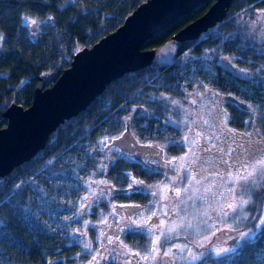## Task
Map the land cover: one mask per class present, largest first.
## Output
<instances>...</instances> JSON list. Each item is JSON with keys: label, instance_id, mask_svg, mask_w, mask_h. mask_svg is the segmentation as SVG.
<instances>
[{"label": "trees", "instance_id": "trees-1", "mask_svg": "<svg viewBox=\"0 0 264 264\" xmlns=\"http://www.w3.org/2000/svg\"><path fill=\"white\" fill-rule=\"evenodd\" d=\"M145 1L79 0L66 4L65 0H47L44 4L43 0H0V35L5 37L0 46V128L6 125L3 112L12 103L24 107L31 105L39 75L52 72L60 75L71 65L78 50L92 46L117 29ZM214 1L206 0L156 34L145 48L155 49L157 54L174 43L172 35L206 12ZM261 9H264L262 0H235L223 22L198 40L180 46L174 43L173 59L168 62L158 61L155 57L151 66L114 80L86 110L60 126L44 150L7 177L0 178L6 190L22 181L32 180L40 185L50 201L47 212L41 211V199L31 190L24 193L23 199H30L33 211L39 212V222L34 220L30 226L33 230L10 208L0 207V219L6 222L5 231L22 245L16 247L0 241V264H51L49 258L54 255L61 261L67 259L76 246L69 244L72 238L68 228L71 226L66 225V215L75 208L83 186L82 177L96 167L91 149L98 147L103 139L120 136L125 131V124L127 128L133 126L144 141L174 138L179 134L178 130L163 120V105L167 99L182 96L186 88L202 83L228 99L230 96L240 98L264 108V86L253 83L264 77V71L259 77L255 75L256 69L264 66V58L250 47H243L255 44L257 49H264V27L257 23ZM25 16L44 22L34 37L30 28L21 22V17ZM48 17L52 19L49 21ZM216 32H219V38H216ZM229 35L236 37L234 42L225 39ZM213 49L221 57H236L231 61L235 68L225 70L216 56H212L211 61L205 59L204 53L211 54ZM185 53L200 60L189 63ZM241 68L251 75V80L244 81L233 75ZM209 71L214 79L209 77ZM242 100L239 101L246 105L245 108L236 105L247 109L248 104ZM243 111L250 112L240 110ZM238 121L242 123V117ZM77 144L78 147H73ZM65 149L71 150L51 168L54 173L63 175L49 177L48 172L34 175L46 161ZM114 166L112 174L121 177L131 164L120 160ZM60 260L56 264H62ZM241 264H264V244H259L254 253L248 251Z\"/></svg>", "mask_w": 264, "mask_h": 264}, {"label": "snow or ice", "instance_id": "snow-or-ice-1", "mask_svg": "<svg viewBox=\"0 0 264 264\" xmlns=\"http://www.w3.org/2000/svg\"><path fill=\"white\" fill-rule=\"evenodd\" d=\"M76 2H79V0H65L66 4ZM43 3L46 4L47 0H43ZM21 6L23 7L24 5ZM47 19L50 21L52 17H48ZM21 22L26 28L29 24L33 26L30 29L33 37L44 23L35 19L29 20L26 16L21 17ZM257 23H260L264 27V9L260 10ZM219 35V32H216V38H219ZM225 39L229 42H234L236 37L229 35ZM4 40L5 37L0 35V46H2ZM243 47L246 49L250 47L252 51L264 58V49H257L255 44H247L243 45ZM212 56H216L220 65L225 70L235 68V65H232L231 61L237 59L236 57H220L216 49H213L211 54L204 53V57L208 61H211ZM185 58L189 63L193 60H200L199 57H189L187 53H185ZM170 59L173 58L166 57L165 62H168ZM201 64L203 65V61H201ZM261 71H264V66L256 69L255 75L259 77ZM208 75L214 79V75L210 71ZM233 75L244 81L252 79L251 75L243 68L233 72ZM23 83L24 81H21V84ZM253 83H259L264 86V77ZM201 87H204L202 83ZM196 95L201 96L202 94L196 93ZM203 95L211 97L212 103L216 104L217 107H219L220 103L224 102L222 98H219L218 93H212L210 89L205 88ZM161 99L166 98L161 97ZM196 102V100L192 101L193 104ZM171 103L173 105L178 104L175 100H172ZM232 103L238 110L251 109L253 113L256 111L253 105H248L247 109H239L234 98ZM259 115L264 119V108L260 109ZM126 119H131V117H127ZM203 123L205 125L209 124L208 120H203ZM209 126L211 127L212 125ZM125 130H127L126 124ZM228 131L231 132L230 129ZM236 135L232 133V143L236 147L228 145L226 150L216 144L212 145V148H216L218 152L222 153L219 165L216 166L217 170L209 171L201 166L200 171H195L193 165H196L200 160V157L194 151L198 145L196 139L191 140L192 147L188 149L185 156L177 158L178 163H174L173 160L167 162L177 171L176 181H186L187 186L173 187L171 185H164L161 188L160 185H154L152 187L156 191H153L151 194L156 196L157 192H160L164 199H169L167 192L169 190L173 191L178 203L170 211L178 218L173 219L169 217L168 212L158 213L157 211H152L151 215L147 218L142 213H136V219L129 216L126 221L129 232L133 234L147 232L154 235L155 238L150 241V246L146 248L145 254L143 255L140 252H132L131 249H127V246L124 245L123 248L127 249L124 253L125 255L130 253L138 257L137 264L141 260L150 262V264H175L176 260H180L182 264H209L210 261L212 264H241V260L247 256L248 251L251 250L254 253L259 244H264V139H248L243 142H237L235 139ZM247 135L251 137L252 134L248 133ZM122 136L123 133L114 139H121ZM109 139L113 138L108 137L101 140L100 143L107 146ZM184 139L187 140L188 137H184ZM216 139L219 140L220 137L217 136ZM225 143L227 142L225 141ZM78 146V144L73 145V147ZM113 149L117 152L119 151V148L115 145H113ZM70 150H62L57 156L46 161L43 167L37 170L34 175L39 176L41 172H48L49 177L63 175L54 173L51 171V168L54 163H59L61 157ZM203 151H211V148L203 149ZM189 156L192 157L191 160L187 159ZM124 158H127V156ZM223 165H227V167L221 172L219 171V167ZM105 167L106 165H102L99 170L103 171ZM120 178L128 183L129 188H133V185H135L134 191L145 192V188L142 187L144 184L143 181L137 180L134 176L130 177L128 174H121ZM213 178H216L215 181H213ZM93 184H106V181H89V188ZM28 190H31L41 199V211L47 212L50 201L46 198V194L40 188L39 184L33 183L32 180H27L15 184L6 190L3 181H0V207L7 206L12 212L16 213L17 217L23 218L26 225L30 227L34 220L38 221L39 212L33 211L31 207L32 201L30 199H23L24 193ZM92 195L98 199L106 195V192L104 189H101L99 194L93 192ZM185 195H187V200L183 199ZM83 199L88 200V197L86 196ZM181 205H183V208H181ZM112 207L115 210L116 206L113 205ZM120 207L139 208L141 206L120 205ZM144 207L147 208L148 206L145 205ZM189 207L193 209L191 214L188 212ZM180 212L184 214L180 215ZM48 215L51 216V213L48 212ZM160 216L165 217V219H159ZM153 217H157L158 222L154 221ZM241 223L245 224L244 228L240 227ZM40 226L43 227V225ZM5 227L6 222L0 219V241L16 247H22L20 242L11 233L5 231ZM30 230L33 229L30 227ZM45 231H47V228H45ZM121 231H123V228ZM220 232L236 233L234 236L228 237V239L233 241L231 246L216 244L213 241V237ZM181 233L185 235V242L173 243L171 246H167L166 250L162 251V238L165 242L174 240ZM83 234L81 233V235ZM188 236L192 237L191 241H188ZM111 242L113 241L110 239L109 243ZM88 247L89 245H85V250ZM95 259V257L92 258V260ZM89 264H92V261H89ZM126 264H132L131 260L127 261Z\"/></svg>", "mask_w": 264, "mask_h": 264}, {"label": "water", "instance_id": "water-1", "mask_svg": "<svg viewBox=\"0 0 264 264\" xmlns=\"http://www.w3.org/2000/svg\"><path fill=\"white\" fill-rule=\"evenodd\" d=\"M205 1L146 0L117 29L78 50L60 75H39L31 105L12 103L3 112L6 125L0 128V178L44 150L51 135L86 110L114 80L151 66L156 50L145 48L149 40ZM234 1L215 0L206 12L175 32L171 41L180 46L198 40L227 18Z\"/></svg>", "mask_w": 264, "mask_h": 264}, {"label": "rangeland", "instance_id": "rangeland-1", "mask_svg": "<svg viewBox=\"0 0 264 264\" xmlns=\"http://www.w3.org/2000/svg\"><path fill=\"white\" fill-rule=\"evenodd\" d=\"M32 20V19H29ZM31 29L33 26L31 24L28 25ZM175 51V44L170 43L167 47H164L159 50L156 54V59L158 61H165L166 57L172 58V55ZM221 57V55H220ZM234 65V64H232ZM237 69V68H236ZM205 88L210 89L212 93H218L219 98H224V102L219 104L217 107L216 104L212 103V98L209 96H204L203 93ZM196 93H201V96H197ZM172 100L178 102L177 105H173L171 103ZM193 100L197 102L195 104L192 103ZM239 100H242L239 98ZM244 101L248 105H253L256 108L255 113L252 112L251 109L249 113L240 112L237 107L233 106V103L225 99V96L220 93L218 90L204 85L201 87L200 85H192L183 92L182 96L179 97H171L166 100L164 106V115L163 120L175 127L178 130V135L172 139H154L145 140L147 143H156L159 148H162L164 151V158L166 160H173L174 163H178L179 157L185 156L188 152V149L192 147L191 140L196 139L198 141V145L195 147L194 151L196 155L200 157V160L196 165H193L195 171H200L201 166L208 169L209 171L217 170L216 166L219 165V160L222 153L218 152L216 148H212L213 144L218 145L219 147H223L227 150V146L231 145L232 147H236L235 144L232 143V133L237 134L235 139L237 142H243L248 139L253 140H261L264 139V119H262L259 115L260 107L252 102ZM240 109V108H239ZM242 117V123H238V118ZM203 120H208L209 124L205 125ZM226 121V125H225ZM209 125H212L211 127ZM131 132L136 138H141L137 130L132 126ZM223 129V131H221ZM231 130L229 132L228 130ZM251 133V137L247 134ZM219 136L220 139L217 140L216 137ZM184 137H188V139H184ZM142 139V138H141ZM104 140V139H103ZM225 141L227 143H225ZM112 139L108 140V144H111ZM105 145L99 144L97 149H105ZM92 148L91 152L95 149ZM211 148V151H203V149ZM115 155H117L115 153ZM106 156V154L101 155ZM111 158V157H110ZM109 158V160H110ZM113 159V158H112ZM191 160L192 157L189 156L187 158ZM207 161V163H205ZM108 161H101L96 158L95 169L89 171L86 175L82 177L84 179L82 183V190L80 191V195L78 200L75 203V208L72 212H69L66 215V225L71 226L68 228L70 234L69 244L71 246H76V249H73L69 254L67 259L61 261L57 255L50 256L51 264H56L61 261L62 264H87V262L92 261L93 256L95 255V251L99 249L101 241V235L103 234L104 228L108 226H96L100 223H108V222H116L119 219V215L112 209L111 200L105 198L104 196L100 197L98 201V205L94 208L90 207L95 204L94 200L95 196L92 195L93 192L97 193L104 189V186H109L112 181H106V184H93L91 188H89V181H101L103 180V176L109 173L110 164ZM111 163V162H110ZM102 165H106L103 171H100ZM164 169L161 172L159 178L154 179L149 182L146 191L148 193L147 196V208L142 212L143 216L147 218L151 215L152 211L160 212H168L169 217L173 219H177L170 209L178 203L175 198V193L171 190L167 192V196L169 199H164L160 192H157L156 196H153L151 193L156 191V189L152 186L160 185L161 188L164 185H171L173 187H186L187 182H179L176 181L177 171L170 166L168 163L164 165ZM227 165H223L219 167V171L223 172ZM159 172V171H158ZM152 175L153 174L149 173ZM194 174V173H193ZM100 178V179H99ZM216 178H213L215 181ZM106 189V188H105ZM104 189V190H105ZM190 194V193H189ZM89 197V201L91 202L89 205H85L84 197ZM183 199L187 200V195L183 197ZM103 200V201H101ZM123 201V200H120ZM119 201V202H120ZM152 202V203H150ZM183 208V205H181ZM188 212L191 214L193 209L191 207L188 208ZM83 213L82 215H80ZM183 212H180V215H183ZM71 217V219H69ZM163 217V216H162ZM136 219L137 217H133ZM162 219H165L163 217ZM78 221V222H77ZM241 228L245 227V224H240ZM81 233H84L81 235ZM87 233L89 235H87ZM236 233L234 232H220L217 233L215 237H213V241L216 244H223L224 246H231L228 242L231 239H228L230 236H234ZM76 235L75 238L73 236ZM148 239L146 240L143 247H136V245L132 246L130 244L127 245V249H131L132 252H140L141 255L145 254V250L148 246H150V241L154 239V235L151 233H147ZM188 241H191L192 237H187ZM109 241V238L107 239ZM185 242V235L183 233L180 234L178 238L174 240L164 241L162 238V251L166 250L167 246H171L173 243H183ZM85 245H89V247L85 250ZM125 251V250H124ZM131 254L126 256L117 257L118 264H126L127 261L130 260ZM126 259V260H125ZM167 259V258H166ZM116 263V261H115ZM212 263L211 261L209 264ZM144 264H150V262H145ZM175 264H182L180 260H176Z\"/></svg>", "mask_w": 264, "mask_h": 264}, {"label": "flooded vegetation", "instance_id": "flooded-vegetation-1", "mask_svg": "<svg viewBox=\"0 0 264 264\" xmlns=\"http://www.w3.org/2000/svg\"><path fill=\"white\" fill-rule=\"evenodd\" d=\"M225 99L232 103L226 95ZM114 138L112 139L111 144H107L105 149L102 150L99 148L92 151V155H94L95 159L98 158L103 162L108 161L110 164V167H108L109 173L103 176V181L112 182H110L111 184L109 186H104L106 188H104L106 192L104 197H108V199L112 201L111 207L115 205L116 208L114 211L119 215L117 223L108 222L96 225L108 227L103 229L106 230L103 231L101 241L99 240L98 242L100 243V246L99 249L95 251V255L93 257L96 259L92 260V264H118L116 260L117 257H128V255L124 254L127 251V249L123 248V246L126 245L125 243H127V245L130 244L131 246L133 244L140 248L144 246L146 240L148 239L147 232H138L137 234L129 232L126 221L129 216H132L133 218L136 216V213H142L146 209L144 207L147 205L148 196L146 188L150 181L159 178L161 172L165 168L164 165L168 162V160L164 158V151H161L162 148H159L156 143H147L141 138L134 137L130 126H128L127 130L123 132L121 139ZM113 145L119 148L118 152L113 149ZM149 145H151V147H149ZM115 153L117 155H115ZM104 154H106V156L101 157V155ZM125 156H127V158H124ZM120 160L130 162L131 167L124 170V173L128 174L130 177L134 176L137 180L143 181L144 184L142 187L145 188V192L141 193L134 191V188L136 187L135 185H133V188H129L128 183L120 178V176L112 174L113 171L111 170H113V167H116L114 164L119 163ZM149 173L153 174V179H151L152 175ZM82 181H84V179H82ZM95 199V204L89 206V208L93 206L95 208L99 204L96 196ZM90 203L91 202L88 197V200H85L84 204L89 205ZM120 205H140L141 207L121 208ZM162 218V216L159 217V219ZM153 220L158 222L157 217H153ZM122 228L123 231H121ZM87 235L89 234L87 233ZM108 238L113 242L109 243L107 240ZM129 258L132 264H137L139 259L134 255H131ZM87 264H89V262H87ZM139 264H144V261H139Z\"/></svg>", "mask_w": 264, "mask_h": 264}]
</instances>
